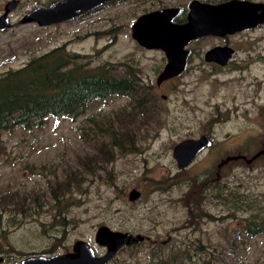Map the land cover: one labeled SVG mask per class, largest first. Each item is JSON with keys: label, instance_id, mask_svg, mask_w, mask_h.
I'll return each instance as SVG.
<instances>
[{"label": "rangeland", "instance_id": "1", "mask_svg": "<svg viewBox=\"0 0 264 264\" xmlns=\"http://www.w3.org/2000/svg\"><path fill=\"white\" fill-rule=\"evenodd\" d=\"M54 1L17 0L11 27L0 32V75L58 53L63 69L131 65L140 84L38 128L11 125L13 113L0 117V264L70 251L75 240L100 255L104 247L93 239L99 225L142 236L106 264H264V23L228 36L233 53L225 66L196 58L199 46L221 42L204 38L183 72L155 86L162 53L130 38L129 3L72 22H19ZM176 2L187 0H168ZM201 134L209 146L178 168L173 146ZM105 148L111 161L84 166ZM131 188L140 192L132 201Z\"/></svg>", "mask_w": 264, "mask_h": 264}, {"label": "water", "instance_id": "2", "mask_svg": "<svg viewBox=\"0 0 264 264\" xmlns=\"http://www.w3.org/2000/svg\"><path fill=\"white\" fill-rule=\"evenodd\" d=\"M107 1L56 0L47 7L31 8L19 22L47 26L69 21ZM16 3L17 0L4 3L0 28L9 25L6 15ZM177 12L178 8L175 7L155 10L141 15L130 26V36L139 45L164 53L166 62L156 76L157 84L181 73L186 53L183 47L191 40L206 35L222 37L264 23V3L254 0H224L217 3L191 0L186 22L178 25L170 22ZM231 53L232 49L227 45L214 46L205 51L204 60L223 65ZM209 144L210 139L206 134L177 142L172 148L176 166L186 167ZM261 151L264 152V145ZM139 195L136 188H131L127 192V199L132 201ZM93 239L97 245L104 247L102 254L96 255L87 242L75 240L70 251L51 255L29 254L22 257L18 264H106L121 247L137 243L142 236L99 225L94 230Z\"/></svg>", "mask_w": 264, "mask_h": 264}, {"label": "trees", "instance_id": "3", "mask_svg": "<svg viewBox=\"0 0 264 264\" xmlns=\"http://www.w3.org/2000/svg\"><path fill=\"white\" fill-rule=\"evenodd\" d=\"M63 59L62 54L44 53L0 75V117L13 113L11 125L38 128L50 117L82 115L88 102L94 99L109 94L126 95L139 88L136 75L128 66L101 63L76 71L63 69ZM119 67L121 72L117 71ZM146 100L144 97L137 102L144 105ZM114 142L120 143L116 139ZM111 159L112 152L105 148L85 158L83 164L88 168H102Z\"/></svg>", "mask_w": 264, "mask_h": 264}, {"label": "flooded vegetation", "instance_id": "4", "mask_svg": "<svg viewBox=\"0 0 264 264\" xmlns=\"http://www.w3.org/2000/svg\"><path fill=\"white\" fill-rule=\"evenodd\" d=\"M191 0H187V2L185 3V4H182V3H180V2H176V3H168V0H109V1H107V2H105V3H103L102 5H100V6H98V7H96V8H94V9H91V10H89V11H87V12H84V13H82V14H80V15H78L77 17H75L74 19H71V20H69V21H62V22H59V23H64V22H72V21H74V20H76V19H78V18H80V17H82V16H84V15H88V14H90V13H92V12H95V11H98V10H100V9H102V8H104V7H106V6H108V5H110V4H114V3H129L130 5H131V10H129V14L132 16V20H131V22L128 24V25H126V28L129 30V36H130V26H131V24L138 18V17H140L141 15H143V14H147V13H150V12H152V11H155V10H161V9H163V8H168V7H175V8H178V12L176 13V15L170 20V22L171 23H173V24H176V25H178V24H182V23H184V22H186V16H187V13H188V4H189V2H190ZM199 1H204V2H209V1H205V0H199ZM5 2V1H4ZM4 2H2L1 3V5H0V15L2 14V12H3V6H4ZM218 2H220V1H218ZM259 2H261V1H259ZM210 3H217V2H210ZM262 3H264V2H262ZM13 10V9H12ZM10 11L7 13V15H6V17H7V20H8V22H9V25L7 26V27H2V28H0V32H2L3 30H6V29H8L9 27H11V22H10ZM55 24H57V23H55ZM257 26V25H256ZM255 27V26H254ZM251 28H253V27H251ZM247 29H250V28H247ZM108 30V29H107ZM107 30H105L104 32H107ZM242 31V30H241ZM241 31H238V32H241ZM236 33V32H235ZM235 33H233V34H235ZM230 35H232V34H228V35H225V36H222V37H219V36H213V35H206V36H203V37H201V38H196V39H193V40H191L187 45H185L183 48H184V50H186V53H185V57H184V64H183V68H182V71L181 72H183L184 71V69H186L187 68V64H188V58H190V56H191V54H192V52H191V49H192V47L194 46V44H196L197 42H199V41H201V40H203L204 38H215V39H220L221 40V42H218V43H216V44H213V45H211V46H209L208 48H206L205 50H202V47L201 46H199V48H198V51H197V59H202L204 62H206V63H212L213 65H216L217 67L219 66V67H223V66H225L227 63H228V60H229V58L226 60V62H225V64H223V65H220V64H218L216 61H205L204 60V53H205V51L206 50H208V49H210V48H212V47H214V46H223V45H227V46H229L230 47V45H229V43H228V36H230ZM114 38H115V36H112L111 37V40L110 41H112V40H114ZM130 38H131V36H130ZM132 39V38H131ZM133 40V39H132ZM133 42L139 47V48H141V49H143V50H146V51H160L161 53H162V60H163V62H162V64L160 65V69L158 70V72L156 73V75H155V77H154V84H155V86H159L160 84H162L163 82H165V81H167V80H169V79H166V80H163V81H161L160 83H156V76H157V74L161 71V69L163 68V66H164V64H165V62H166V58H165V56H164V53L161 51V50H159V49H148V48H145V47H143V46H141V45H139L135 40H133ZM231 49H232V53H233V48L232 47H230ZM231 53V54H232ZM75 55H79V56H82L81 54H76L75 53ZM231 56V55H230ZM124 63V62H123ZM126 66H128V67H130L131 65H124V64H122V67H126ZM199 65H198V63H196L195 64V66L194 67H198ZM136 75V74H135ZM136 78H137V83H139V79H138V77L136 76ZM172 79V78H171ZM140 84V83H139ZM141 87V86H140ZM142 87H144V88H146V89H148L149 88V86H142ZM163 99L166 97L165 95H163V94H161L160 95ZM144 97L145 96H142L140 99H144ZM146 98V97H145ZM139 98H138V101L140 100ZM148 99V98H147Z\"/></svg>", "mask_w": 264, "mask_h": 264}]
</instances>
